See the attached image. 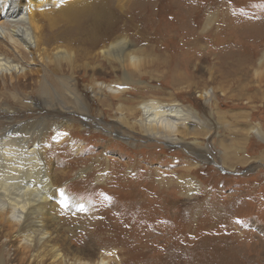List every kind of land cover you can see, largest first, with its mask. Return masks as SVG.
Segmentation results:
<instances>
[{
  "label": "rangeland",
  "instance_id": "rangeland-1",
  "mask_svg": "<svg viewBox=\"0 0 264 264\" xmlns=\"http://www.w3.org/2000/svg\"><path fill=\"white\" fill-rule=\"evenodd\" d=\"M107 1L105 9L116 16L108 21L113 35H129L137 48L152 53L146 66L150 73L130 69L133 83L123 98L140 103L176 94L174 101L194 110L210 128L207 136L204 131L175 145L138 131L127 130L125 136L112 131L125 122L120 124L119 101L97 89L123 80L118 71L111 72L117 65L99 54L108 31L101 29L96 43L69 36L80 68L66 72V78L74 80L79 96L90 104L86 118H91L72 113L76 121L70 120L71 129L66 125L61 130L70 138L64 145L53 143L61 128L48 127L44 156L54 166L53 175L69 171L64 185L74 204L82 206L68 204L59 213L67 246L86 260L110 255L114 264H264V142L246 135L249 125H259L264 137V81L248 66L264 52V0H138L144 8L137 10L118 9L117 0ZM58 6L53 3L46 11ZM147 37L151 43L141 46ZM195 51L199 55L191 62ZM235 60L246 65V73L221 78L233 70L227 62ZM208 69L214 70L216 82ZM259 73L264 77V70ZM26 81L13 100L5 97L15 91L0 90L1 105L13 103L11 117L44 113L30 79ZM214 87L216 99L199 97L201 90ZM102 100L113 104L114 112ZM17 105L24 107L15 109ZM233 137L244 142L241 149L232 148L239 163L229 167L222 146ZM63 253L68 254L66 249Z\"/></svg>",
  "mask_w": 264,
  "mask_h": 264
},
{
  "label": "bare ground",
  "instance_id": "bare-ground-1",
  "mask_svg": "<svg viewBox=\"0 0 264 264\" xmlns=\"http://www.w3.org/2000/svg\"><path fill=\"white\" fill-rule=\"evenodd\" d=\"M137 1L117 0V8L143 9L144 6ZM53 3L59 5L53 9L55 12L46 11ZM132 4L134 8L131 7ZM105 7H107L105 0H0V90L15 91L8 96L5 95L6 100L14 96L16 98L17 93L20 94L19 89L25 86L27 79H30L33 94L39 99L44 112L39 117L29 115L31 116L29 118L28 114L27 116L21 114V109L14 110L13 114L22 115L15 118L11 117L8 111L13 103L3 105L0 103V264H10L14 261L17 264L47 262H49L47 264H114V259L110 255H100L99 259H94L93 254L87 257L90 260H86L82 255L75 252L73 254L71 247L67 246L68 239L61 231L59 213L68 204H71V207L73 204L76 209L82 206L74 204L64 185L63 181L69 177V171L56 170L53 175L54 166L52 162L47 164L44 157L48 152L46 148L48 141L45 138L48 127L51 129L55 124L61 128L54 132L53 136V143L57 146L70 139L61 130H64L66 125L69 126L67 129H71L70 120L76 121L73 119L75 117H71L72 113L84 119L91 118L90 116L86 118L90 104L79 96L74 80L66 78V72L74 73L80 68L76 63L79 59L77 52L73 51L72 47L74 40L69 39V36L84 37L83 43L92 38L96 43L101 41L97 40L98 37L102 38L101 29L108 31L107 40L101 43L102 49L99 54L111 65H117L116 68L112 67L111 72L115 74L118 71L123 80L118 84L102 83L97 85V89L102 92L106 90L113 95L114 100L119 101L117 111L122 114L123 119L120 124L126 123L122 126L118 124L120 128L115 130L111 127L112 131L121 136H125L127 130L138 131L146 138L163 140L171 145L180 144L186 137H200L204 131L206 136L209 134L210 127L199 121L194 110H189L174 101L173 97L176 94L168 95L165 100L154 99L140 103L123 98L133 83L130 69L139 74H147L149 71L146 66L150 64L149 58L152 53L147 48H137L128 38L129 35L127 37L113 35L115 33L111 29V21H108L116 16L110 13L112 10L109 12V8ZM130 10L128 11L131 12ZM56 30H59V33L53 34ZM48 32H51V36L47 34ZM65 39L71 40L70 43L66 44ZM150 39L152 38L142 39L143 45L141 43L140 45L144 46L146 43L149 45L152 41ZM155 41L154 37L153 42ZM193 53L191 62L199 55L198 51ZM85 55L86 58L93 59L89 52ZM227 63L230 64L229 69L233 70L230 73L222 72L221 78L246 73L244 72L246 65L242 66L241 60ZM31 66H38V69L33 70ZM248 66L249 70L252 69V72L264 81V77L259 73L260 70H264V52L260 53L256 61L251 60ZM208 75L216 82L213 69H208ZM216 96L214 87L201 90L199 97L210 101L216 99ZM101 103L109 111L113 110V104H105L104 100ZM18 107L24 105H17L15 109ZM218 117L223 123L224 116L220 114ZM246 135L247 139L256 136L264 142L259 125H249ZM233 139L229 145H221L225 151L224 164L229 167H232V162L238 161L239 158L232 148L241 149L244 142L241 138ZM198 148L190 147L194 153L201 154V149ZM64 249L68 254L63 253ZM11 250H14L13 255ZM44 253L45 256L42 255Z\"/></svg>",
  "mask_w": 264,
  "mask_h": 264
}]
</instances>
